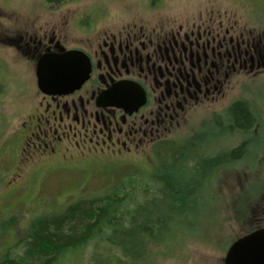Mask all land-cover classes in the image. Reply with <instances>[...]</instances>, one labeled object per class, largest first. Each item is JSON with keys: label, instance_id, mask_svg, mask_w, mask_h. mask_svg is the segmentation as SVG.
Returning <instances> with one entry per match:
<instances>
[{"label": "rangeland", "instance_id": "1", "mask_svg": "<svg viewBox=\"0 0 264 264\" xmlns=\"http://www.w3.org/2000/svg\"><path fill=\"white\" fill-rule=\"evenodd\" d=\"M262 9L259 0H0V261L4 252L12 257L24 252L22 240L39 217L61 215L76 202L103 194L119 174L145 170L157 159L155 150L149 149L138 155L104 154L105 158L81 156L74 149L72 156L66 153L62 159L17 163L23 124L35 99L33 70L24 47H31V41L43 34L63 37L68 45H81L84 40L98 42L104 31L115 32L127 25L164 24L175 30L182 25V37L186 26L203 31L206 18L214 14L212 29L222 26L219 33L232 34L241 46L242 41L259 44L260 65L233 70L224 96L209 101L210 107L190 110L185 122L168 136L178 144L194 140L193 151L200 157L207 156L206 150L212 157L225 148H244L238 160L223 161V156L210 167L197 194L193 232L184 234V244L162 252L158 264H222L234 240L264 224ZM237 101L258 112L257 124L249 132L227 128L225 119L231 117L223 107ZM84 259L80 254L72 264Z\"/></svg>", "mask_w": 264, "mask_h": 264}, {"label": "flooded vegetation", "instance_id": "2", "mask_svg": "<svg viewBox=\"0 0 264 264\" xmlns=\"http://www.w3.org/2000/svg\"><path fill=\"white\" fill-rule=\"evenodd\" d=\"M210 16L203 31L186 26L182 37V25L175 30L164 24L127 25L115 32L104 31L98 42L84 40L81 45H68L63 37L51 34L36 36L31 47H24L33 70L35 99L21 134V145L28 149L19 148L17 163L45 157L62 159L66 153L72 156L74 149L91 158L98 157L96 154L103 158L104 154L138 155L145 149L153 152L159 146L177 143L168 136L185 122L190 110L210 107L209 101L224 96L227 78L236 68L260 65L259 44L242 41L241 46L232 34L219 33L222 26L212 29L214 14ZM68 51L87 58V79L66 94L53 93L55 89L42 92L36 86L37 63L42 56L56 57ZM115 91L126 95L123 105L115 103ZM139 100L141 105L135 107ZM231 105L225 104L222 111H229ZM22 151H28L24 158ZM227 151L225 148L209 158Z\"/></svg>", "mask_w": 264, "mask_h": 264}, {"label": "trees", "instance_id": "3", "mask_svg": "<svg viewBox=\"0 0 264 264\" xmlns=\"http://www.w3.org/2000/svg\"><path fill=\"white\" fill-rule=\"evenodd\" d=\"M259 4L264 12V0ZM229 112L225 120L233 131L246 133L257 124V110L244 101ZM194 146L192 139L159 146L151 167L119 174L103 194L61 215L39 217L22 240L24 252L13 257L4 252L0 264H72L80 254L84 264H158L162 252L184 244V234L193 232L197 194L210 167L223 156L238 160L244 148L209 158L210 150L200 157Z\"/></svg>", "mask_w": 264, "mask_h": 264}, {"label": "water", "instance_id": "4", "mask_svg": "<svg viewBox=\"0 0 264 264\" xmlns=\"http://www.w3.org/2000/svg\"><path fill=\"white\" fill-rule=\"evenodd\" d=\"M88 72L87 58L77 51H68L56 57L42 56L35 68L36 84L44 93L55 89L53 93L66 94L79 88L87 79ZM114 95H117L118 101L115 103L122 104L126 99L122 91H115ZM141 103L139 100L135 107ZM223 264H264V228L233 242L225 253Z\"/></svg>", "mask_w": 264, "mask_h": 264}]
</instances>
